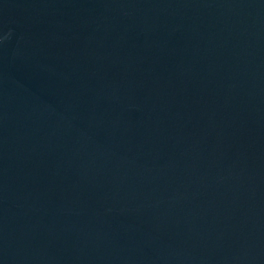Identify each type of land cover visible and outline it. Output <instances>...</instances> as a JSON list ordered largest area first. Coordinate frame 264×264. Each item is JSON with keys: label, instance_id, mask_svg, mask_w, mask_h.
Returning <instances> with one entry per match:
<instances>
[{"label": "water", "instance_id": "water-1", "mask_svg": "<svg viewBox=\"0 0 264 264\" xmlns=\"http://www.w3.org/2000/svg\"><path fill=\"white\" fill-rule=\"evenodd\" d=\"M0 264H264V0H0Z\"/></svg>", "mask_w": 264, "mask_h": 264}]
</instances>
